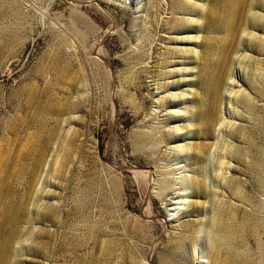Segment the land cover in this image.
Returning a JSON list of instances; mask_svg holds the SVG:
<instances>
[{
  "label": "rangeland",
  "instance_id": "rangeland-1",
  "mask_svg": "<svg viewBox=\"0 0 264 264\" xmlns=\"http://www.w3.org/2000/svg\"><path fill=\"white\" fill-rule=\"evenodd\" d=\"M0 264H264V0H0Z\"/></svg>",
  "mask_w": 264,
  "mask_h": 264
}]
</instances>
